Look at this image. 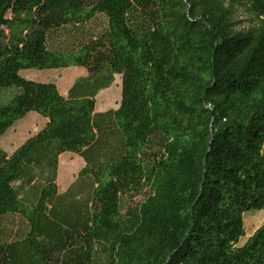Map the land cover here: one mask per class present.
I'll return each mask as SVG.
<instances>
[{
    "label": "trees",
    "instance_id": "trees-1",
    "mask_svg": "<svg viewBox=\"0 0 264 264\" xmlns=\"http://www.w3.org/2000/svg\"><path fill=\"white\" fill-rule=\"evenodd\" d=\"M0 0V264H264V0ZM81 66L66 94L23 69ZM121 75L117 108L97 96ZM85 161L58 192L59 156ZM148 188L144 201L129 199Z\"/></svg>",
    "mask_w": 264,
    "mask_h": 264
},
{
    "label": "rangeland",
    "instance_id": "rangeland-1",
    "mask_svg": "<svg viewBox=\"0 0 264 264\" xmlns=\"http://www.w3.org/2000/svg\"><path fill=\"white\" fill-rule=\"evenodd\" d=\"M225 6L233 7L232 19L236 30H246L257 22L256 15L250 13L245 6L239 4L233 6L231 0H225ZM142 13L153 25L159 23L160 10L152 0H146L144 7H142ZM21 74L32 80L54 81L58 85L59 90L66 94L73 80L79 75H85L86 69L81 66L42 70L31 68L23 69ZM120 78L121 75H116L115 82L109 88L102 90L98 94L96 104L97 112H103L119 106L122 92V79ZM44 119L43 116L35 111L29 112L24 118L17 120L4 135L0 136V146L10 154L27 138L44 126ZM84 165V159L75 153L64 152L59 156L56 180L59 193H64L71 183L76 180L78 172ZM148 194L149 189H143L139 194L129 199L130 205L133 207L140 205ZM263 221L264 209L246 212L244 214L245 236L243 239L258 228Z\"/></svg>",
    "mask_w": 264,
    "mask_h": 264
},
{
    "label": "crops",
    "instance_id": "crops-1",
    "mask_svg": "<svg viewBox=\"0 0 264 264\" xmlns=\"http://www.w3.org/2000/svg\"><path fill=\"white\" fill-rule=\"evenodd\" d=\"M77 70H79V69H77ZM68 90V89H67ZM67 93V92H66ZM64 94V93H63ZM45 123H46V119H44V125H45ZM254 232V231H253Z\"/></svg>",
    "mask_w": 264,
    "mask_h": 264
},
{
    "label": "bare ground",
    "instance_id": "bare-ground-1",
    "mask_svg": "<svg viewBox=\"0 0 264 264\" xmlns=\"http://www.w3.org/2000/svg\"><path fill=\"white\" fill-rule=\"evenodd\" d=\"M121 79V78H120ZM109 104V103H108Z\"/></svg>",
    "mask_w": 264,
    "mask_h": 264
}]
</instances>
